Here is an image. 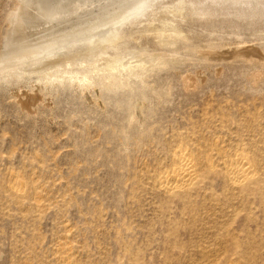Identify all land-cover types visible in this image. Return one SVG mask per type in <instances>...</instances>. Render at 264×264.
<instances>
[{"label": "rangeland", "instance_id": "rangeland-1", "mask_svg": "<svg viewBox=\"0 0 264 264\" xmlns=\"http://www.w3.org/2000/svg\"><path fill=\"white\" fill-rule=\"evenodd\" d=\"M140 1L0 0V264H264V5Z\"/></svg>", "mask_w": 264, "mask_h": 264}, {"label": "bare ground", "instance_id": "bare-ground-1", "mask_svg": "<svg viewBox=\"0 0 264 264\" xmlns=\"http://www.w3.org/2000/svg\"><path fill=\"white\" fill-rule=\"evenodd\" d=\"M148 1H150V0H148ZM152 1V0H151ZM181 1H183V0H181ZM206 1V0H205ZM204 1V2H205ZM231 2V3H228V2ZM255 1V0H254ZM250 1V0H214V3L213 4H215L216 6L217 5H219L220 6V4H222L221 6H223V5H226V4H233V5H231V6H241V5H247V7L248 8H250V7H252V8H258L259 6H262V5H264V2H260L261 0H259V1ZM141 2V1H140ZM140 2H139V4H140ZM203 2V3H204ZM225 2H227L226 4H225ZM142 3V5L141 6H143L145 9H146V7L145 6H147V7H151V6H149V2L147 3L148 5H146V0L144 1V3L143 2H141ZM178 3V2H177ZM183 3V2H182ZM189 3V2H188ZM201 3V2H200ZM190 4V3H189ZM193 4V3H192ZM145 5V6H144ZM151 5V4H150ZM153 5V4H152ZM135 6H137V8H138V6H139V8L141 7L140 5H136L135 4ZM134 6V7H135ZM193 6V5H192ZM206 6V5H205ZM204 6V7H205ZM214 6V5H213ZM133 7V6H132ZM179 7V6H178ZM194 7V6H193ZM209 7V6H208ZM218 7V6H217ZM224 7V6H223ZM226 7V6H225ZM246 7V8H247ZM263 7V6H262ZM128 8V7H127ZM237 8H240V7H237ZM148 9V8H147ZM256 9H255V11H256ZM264 9V8H263ZM135 10V9H134ZM140 10H142V7L140 8ZM140 10H138V13L140 14ZM170 10H172V9H170ZM179 10V9H178ZM195 10V9H194ZM260 10V9H259ZM131 12L133 11V10H130ZM137 11V10H136ZM143 11H144V9H143ZM205 11V10H204ZM135 12V11H134ZM232 12V11H231ZM126 13H128V12H126ZM126 13H124L123 15H124V17L126 16ZM130 13V12H129ZM133 13V12H132ZM138 13H137V15H138ZM141 13H142V11H141ZM168 13V12H167ZM206 14V13H205ZM254 14V13H253ZM27 15V14H26ZM130 15V14H129ZM129 15H128V17H129ZM136 15V14H135ZM135 15H132V17L133 16H135ZM131 16V15H130ZM120 18H123V17H120ZM27 19V18H26ZM124 19V18H123ZM126 19V18H125ZM130 18H128V20H129ZM119 20H121V19H119ZM127 20V19H126ZM113 23V22H112ZM119 23V22H118ZM117 25V24H116ZM94 30V29H93ZM116 30V29H115ZM160 30V29H159ZM176 30V29H175ZM95 34V33H94ZM115 34V33H114ZM183 35V34H182ZM93 37V36H92ZM90 38V37H89ZM116 39V38H115ZM118 39V38H117ZM121 40V39H120ZM75 42H76V40H75ZM79 42V41H78ZM110 42V41H109ZM102 44V43H101ZM98 45V44H97ZM106 45V44H105ZM113 45V44H112ZM258 45V44H257ZM63 46V45H62ZM57 48V47H56ZM52 49V48H51ZM49 50V49H48ZM47 50V51H48ZM53 50V49H52ZM257 51V50H256ZM50 52V51H49ZM53 52V51H52ZM43 53V52H42ZM41 53V54H42ZM56 53V52H55ZM32 54V53H31ZM37 54V53H36ZM44 54V53H43ZM46 54H48V53H46ZM34 55V53L32 54V56ZM37 55H39V54H37ZM51 55V54H50ZM104 56H106V55H104ZM103 56V57H104ZM37 57V56H36ZM34 58V59H37V58ZM57 57V56H56ZM55 57V58H56ZM129 57V56H128ZM261 57V56H260ZM18 58V57H17ZM114 58V57H113ZM263 58V57H262ZM26 59V58H25ZM43 59V58H42ZM44 59H45V57H44ZM43 59V60H44ZM46 59H47V57H46ZM107 59H109V58H107ZM106 59V60H107ZM2 60V59H1ZM24 60V59H23ZM33 60V59H32ZM110 61H107L110 65H112V61L111 60H113V59H109ZM120 60V59H119ZM139 60V59H138ZM209 60V59H208ZM251 60H252V58H251ZM257 60H258V58H257ZM2 61H4V60H2ZM6 61V60H5ZM4 61V62H5ZM37 62H38V60H36ZM125 61V60H124ZM32 62V61H31ZM43 62V61H42ZM41 62V63H42ZM64 62V61H63ZM69 62H70V60H69ZM115 62V61H114ZM131 62V61H130ZM3 63V62H2ZM27 63V62H26ZM25 63V64H26ZM36 63V62H35ZM88 63V62H87ZM107 63V64H108ZM116 63V62H115ZM16 64H19V63H16ZM22 64V63H21ZM24 64V63H23ZM64 64V63H63ZM97 64H99V63H97ZM0 65H2L1 63H0ZM82 65V64H81ZM69 66V65H68ZM108 66V65H107ZM107 66H106V69H107ZM117 66V65H116ZM18 67V66H17ZM66 67V66H65ZM112 67V66H111ZM13 68H14V66H13ZM19 68V67H18ZM24 68V67H23ZM60 68V67H59ZM102 68H104V66L102 67ZM109 68V67H108ZM71 69V68H70ZM105 69V68H104ZM112 69V68H111ZM114 69H115V67H114ZM117 69V68H116ZM115 69V70H116ZM41 71V70H40ZM111 71H113V69L111 70ZM20 72V71H19ZM85 72V71H84ZM47 73V72H46ZM67 74V73H66ZM85 74V73H84ZM113 74V73H112ZM258 74V73H257ZM70 75V74H69ZM84 76H86V74L84 75ZM197 76V75H196ZM253 76V75H252ZM86 78V77H85ZM138 78V77H137ZM254 78V77H253ZM258 78V77H257ZM85 80V79H84ZM112 80V79H111ZM124 81V80H123ZM196 85V84H195ZM124 86V85H123ZM189 89V88H188ZM39 93V92H38ZM152 94V93H151ZM32 96V95H31ZM37 96V95H36ZM34 98V97H33ZM30 99V98H29ZM35 99V98H34ZM33 99V100H34ZM36 100H37V98H36ZM35 100V101H36ZM26 101H27V99H26ZM27 103V102H26ZM28 104V103H27ZM205 143H206V141H205ZM243 143V142H242ZM179 148V147H178ZM237 148V147H236ZM235 148V149H236ZM183 150H184V148H183ZM176 151V150H175ZM185 151V150H184ZM184 151H180L178 154H177V164H178V166H177V168L176 169H174L173 170V173H172V171H171V174H173V176H170V173H168V174H165V175H161L160 176V179H161V181L160 182H163L164 183V185H166L167 183H169V184H172V182H176V186L174 185V187H176V189H177V185L179 186V187H183L184 188V186L185 185H188L190 182L192 183V180H194V179H196L195 177H197V175H198V168H197V166H198V164H199V162L200 161H198V160H196L194 157H196V156H192L191 154H189L188 152L186 153V152H184ZM177 152V151H176ZM176 152H175V154H176ZM198 153V152H197ZM248 153V152H247ZM246 153V155H244V154H241V155H238V156H236V157H234V158H230L229 160L227 159L226 161H227V163L226 162H224L225 163V165L226 166H224V167H226V173H227V175H228V177L230 178V180L234 183V184H241V182H243L244 180H246V179H248V177L250 176V174H251V172L254 170H252L251 169V165L253 164V163H251V161L253 162V160L251 159V160H249V158L247 159V154ZM175 154H174V157H175ZM213 154V153H212ZM207 155V154H206ZM198 156H199V154H198ZM173 157V158H174ZM261 157V156H260ZM204 158V157H203ZM175 159V158H174ZM211 161V160H210ZM198 162V163H197ZM251 163V165L249 166V164ZM218 164V163H217ZM206 165V164H205ZM213 166V165H212ZM223 167V168H224ZM201 168V167H200ZM203 168V167H202ZM253 174V173H252ZM253 176V175H252ZM173 178V180H172V178ZM251 177V176H250ZM159 179V180H160ZM28 181V180H27ZM174 182V183H175ZM190 183V184H191ZM190 184H189V186H190ZM166 186H168V185H166ZM36 187V186H35ZM169 187V186H168ZM171 187V186H170ZM186 187V186H185ZM180 189V188H179ZM182 190V189H181ZM233 200V199H232ZM228 213V212H227ZM193 250V249H192ZM194 258V257H193ZM27 260V259H26ZM216 260V259H215ZM22 262V261H21ZM216 262V261H215Z\"/></svg>", "mask_w": 264, "mask_h": 264}]
</instances>
